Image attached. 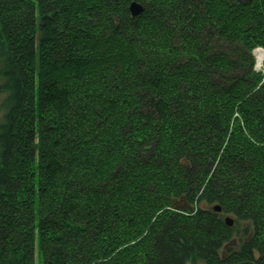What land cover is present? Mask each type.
Masks as SVG:
<instances>
[{
    "label": "trees",
    "instance_id": "1",
    "mask_svg": "<svg viewBox=\"0 0 264 264\" xmlns=\"http://www.w3.org/2000/svg\"><path fill=\"white\" fill-rule=\"evenodd\" d=\"M256 48L264 0H0V264H264Z\"/></svg>",
    "mask_w": 264,
    "mask_h": 264
},
{
    "label": "water",
    "instance_id": "2",
    "mask_svg": "<svg viewBox=\"0 0 264 264\" xmlns=\"http://www.w3.org/2000/svg\"><path fill=\"white\" fill-rule=\"evenodd\" d=\"M143 10L144 7L137 2H132V4L130 5V11L132 13V16L134 17L140 15L143 12ZM215 210L220 211L221 208L219 206H216ZM225 221L229 226H232L234 224V221L231 217H227ZM239 264H255V263L251 261H246V262H241Z\"/></svg>",
    "mask_w": 264,
    "mask_h": 264
},
{
    "label": "rangeland",
    "instance_id": "3",
    "mask_svg": "<svg viewBox=\"0 0 264 264\" xmlns=\"http://www.w3.org/2000/svg\"><path fill=\"white\" fill-rule=\"evenodd\" d=\"M256 49H260V48H256ZM0 68H2V65H0ZM258 69H260V71H264V64H263V66H261ZM1 82H2V80H0V83ZM5 96H6V94H4V92H1V90H0V125L3 123L4 117H5V112H6V108L4 105ZM36 264H41L39 259L37 258V256H36Z\"/></svg>",
    "mask_w": 264,
    "mask_h": 264
},
{
    "label": "bare ground",
    "instance_id": "4",
    "mask_svg": "<svg viewBox=\"0 0 264 264\" xmlns=\"http://www.w3.org/2000/svg\"><path fill=\"white\" fill-rule=\"evenodd\" d=\"M256 55L258 58V60L256 62L257 67H260L264 63V52L262 50H260L256 53Z\"/></svg>",
    "mask_w": 264,
    "mask_h": 264
}]
</instances>
